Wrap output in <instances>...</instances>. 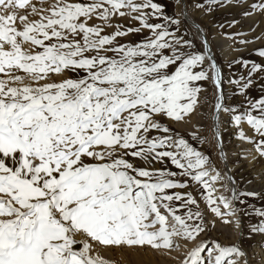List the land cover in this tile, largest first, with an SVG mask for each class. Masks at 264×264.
<instances>
[{
  "label": "snow or ice",
  "instance_id": "6c2138e0",
  "mask_svg": "<svg viewBox=\"0 0 264 264\" xmlns=\"http://www.w3.org/2000/svg\"><path fill=\"white\" fill-rule=\"evenodd\" d=\"M174 3L0 0V264H160L189 243L179 264H264V207L240 199L258 194L208 154L227 158V118L264 159V0ZM225 7L247 31L207 22ZM217 37L261 45V63L229 61L247 70L230 80L237 106Z\"/></svg>",
  "mask_w": 264,
  "mask_h": 264
},
{
  "label": "rangeland",
  "instance_id": "374dc122",
  "mask_svg": "<svg viewBox=\"0 0 264 264\" xmlns=\"http://www.w3.org/2000/svg\"><path fill=\"white\" fill-rule=\"evenodd\" d=\"M156 2L161 3L165 7L166 14L168 15H174L180 11V8L176 6L174 3V0H156ZM234 19H240L242 23V28H228L227 25L233 21ZM153 23H158L160 21L153 20ZM207 22L212 24L213 28H216L220 31L221 35L223 33H234L237 31H247L249 26L252 25L251 20H245L242 19L240 15V10L233 8V7H225L224 9L215 12L212 16L207 18ZM214 22V23H213ZM125 24L130 23V21H124ZM223 24L225 27L223 29H219V25ZM257 24H259V21H257ZM260 30H264V25H260ZM215 35V33H214ZM219 37H217L218 40ZM136 39H139V37H136ZM261 45L256 42L253 43L248 48H240L239 51H232L228 50L225 51L222 50L220 59L222 61L221 63V74L223 77L222 83L225 88V96L227 98L228 102H232L234 106H237L239 103L238 99H234V88L233 85L230 83V80L237 79L241 74L246 73V69H244L240 64L232 63L231 66H229V61H234L237 58H243L251 63H261L262 58H259L256 53L254 52V49L260 47ZM239 47V46H237ZM250 94L253 97L259 96V90L254 88L250 90ZM195 119H200V117H196ZM201 132L208 136L209 139H211V131L207 130L205 128L200 129ZM253 133L251 131L248 132V135H252ZM222 141L224 145V150L229 153L230 155V163L236 167V170L234 172V179L237 183V194L239 193H246L248 192L246 188L250 187L253 189L258 188L257 181H256V171L257 170H263L264 172V159L258 158L257 163L255 167L250 168L247 163H245L244 158L241 156V151H237L239 146V141L236 135V126L234 122L230 119H225L224 123L222 124ZM194 146L201 147V145H197L195 141H191ZM234 144V145H233ZM251 145V144H250ZM234 146V147H233ZM252 146V145H251ZM207 147V146H204ZM235 148V149H234ZM237 152V153H236ZM236 153V155H235ZM208 154L211 156V158L214 160L215 166L219 168L221 171H224L222 160L217 159L218 152L215 148L209 149ZM259 168V169H257ZM256 170V171H255ZM225 195H228L227 192L224 193ZM256 197H246L241 196L240 199L244 200L245 203L253 204L256 207H264V192H257ZM237 205H239V201H236ZM243 210V208H242ZM244 221V226L246 230V236L244 238L245 240V246L247 247L248 244H251V248L258 247V243L261 240V236L256 233H250L249 229L251 227V221L247 217H242ZM232 237L228 234H222L218 237V239L221 242H228V238ZM193 247L191 243H189L186 247L182 244L181 250L179 252H174L173 256L176 258L175 261H173L172 257L168 256H161L160 257V264H179L180 259H182L184 253L188 250V248ZM251 250V249H250ZM260 256L257 255L255 257V261H259ZM255 263V262H254Z\"/></svg>",
  "mask_w": 264,
  "mask_h": 264
},
{
  "label": "bare ground",
  "instance_id": "6f19581e",
  "mask_svg": "<svg viewBox=\"0 0 264 264\" xmlns=\"http://www.w3.org/2000/svg\"><path fill=\"white\" fill-rule=\"evenodd\" d=\"M218 42L222 43L224 45L223 49L225 51H228L230 50L228 48V41L227 40H220L218 38ZM222 90H223V93L225 92V88L223 86V83H222ZM225 95V93H224ZM226 97V96H225ZM223 124V123H222ZM222 124L220 125V132H221V137H222ZM239 144V148L237 151H241V156L244 158V162L248 164V166L250 168H253L255 167L256 163H257V160L259 157L256 156L254 150L252 149V146L248 143H244V144H241L240 142L238 143ZM234 145V144H233ZM234 147V146H233ZM235 149V148H234ZM225 151V150H224ZM226 153V159H220L222 160L221 162L223 163V166H224V171H227L228 172V176L234 181V186H235V189L237 191V183L234 179V172L236 170V167L233 166L231 163H230V155L229 153ZM237 153V152H236ZM235 153V155H236ZM259 169V168H257ZM256 171V170H255ZM256 181H257V185H258V188H255L252 190V188L248 187L246 188V190L249 192V191H253V192H264V172L263 170H257L256 171ZM243 220V219H242ZM224 234H228L232 237V239H236V236L235 234L232 232V230L230 228H228L227 226H225L224 228ZM243 233H244V236H243V239L245 238L246 236V230H245V226H244V221H243ZM254 249H257V252L259 251L258 247H255ZM255 264V263H254Z\"/></svg>",
  "mask_w": 264,
  "mask_h": 264
}]
</instances>
